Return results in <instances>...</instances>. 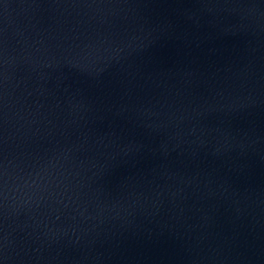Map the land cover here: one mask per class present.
<instances>
[{
	"label": "water",
	"instance_id": "water-1",
	"mask_svg": "<svg viewBox=\"0 0 264 264\" xmlns=\"http://www.w3.org/2000/svg\"><path fill=\"white\" fill-rule=\"evenodd\" d=\"M0 264H264V0H0Z\"/></svg>",
	"mask_w": 264,
	"mask_h": 264
}]
</instances>
